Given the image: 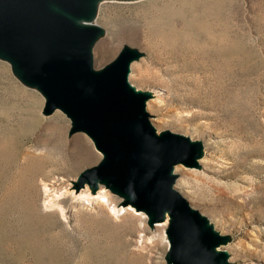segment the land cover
<instances>
[{
    "label": "rangeland",
    "instance_id": "1",
    "mask_svg": "<svg viewBox=\"0 0 264 264\" xmlns=\"http://www.w3.org/2000/svg\"><path fill=\"white\" fill-rule=\"evenodd\" d=\"M95 22L93 69L133 53L127 80L154 133L201 147L172 186L216 253L264 264V0H102ZM35 86L0 55V264H173L170 221L150 227V213L120 209L126 194L82 180L104 153L63 108L45 113Z\"/></svg>",
    "mask_w": 264,
    "mask_h": 264
},
{
    "label": "water",
    "instance_id": "2",
    "mask_svg": "<svg viewBox=\"0 0 264 264\" xmlns=\"http://www.w3.org/2000/svg\"><path fill=\"white\" fill-rule=\"evenodd\" d=\"M51 4L79 12L75 0H0V49L22 69L23 80L46 95L45 113L63 108L73 129L87 132L105 154L81 179H106L109 187L128 196L126 204L157 219L167 211L173 264H210L216 240L173 188L170 171L175 163L192 164L197 144L177 133L157 136L143 96L127 82L134 54L125 50L96 72L88 51L94 29L75 26Z\"/></svg>",
    "mask_w": 264,
    "mask_h": 264
},
{
    "label": "bare ground",
    "instance_id": "3",
    "mask_svg": "<svg viewBox=\"0 0 264 264\" xmlns=\"http://www.w3.org/2000/svg\"><path fill=\"white\" fill-rule=\"evenodd\" d=\"M117 1H129V0H117ZM150 1V0H149ZM154 1V0H153ZM102 2V0H75V4L77 6V8L79 9V12H72V11H68V10H65L63 9L62 7L58 6V5H54V4H51L54 6L53 9H55L56 11H58L59 13H61L63 16H65L70 22H72L75 26L77 27H82V28H91V29H94L95 31V37L94 39L91 41L90 45H89V48H88V51H89V54H90V57H91V62H92V47L93 45L95 44V41L97 38H99V34L101 35L102 34V30L99 26L96 25V16H97V9H98V6H99V3ZM85 8H86V11H85ZM87 13H85V12ZM0 55L2 57L4 56H7V54L2 50L0 49ZM136 61L135 60V57L129 59L128 61V64H127V72L129 71V66L130 64H132V62ZM11 62V61H10ZM12 64L17 67V63L16 61L12 60ZM19 73L21 74L22 72V69H18ZM128 82V80H127ZM129 84V82H128ZM35 87L39 88L40 87L38 85H36ZM129 88L132 89V91L134 92H140L138 91V89L136 87H133L131 86V84H129ZM45 97L46 95L43 94ZM146 110V108H145ZM93 142V145L95 147L96 150L100 151L96 145H95V142L94 140H92ZM192 143V142H191ZM195 144H198V143H195ZM201 148V147H200ZM198 149V152L197 155H200V151L201 149ZM101 152V151H100ZM102 153V152H101ZM103 154V153H102ZM105 154H103L104 156ZM104 158V157H103ZM177 164H172L171 165V173L173 172V168L175 169V166ZM178 168V167H177ZM176 168V169H177ZM93 184L96 185L97 187H100V186H104V187H109L108 183H107V180L106 179H102V180H99V179H93ZM49 190V189H48ZM239 191V190H242V188H239V187H235V191ZM44 191L45 193H47V188L45 187L44 188ZM83 191V190H82ZM108 191V190H107ZM106 189H104L103 187H101L98 192L93 196L94 199L98 200L101 199V201L103 199H105L106 201L108 200V194H110L109 192H107ZM73 192V191H72ZM69 193V192H68ZM74 193V192H73ZM81 193V192H80ZM79 193V194H80ZM49 194V193H48ZM79 197H77L78 199H88L90 196H91V193L88 192V189L84 190V192L80 195H78ZM110 196V195H109ZM75 197V196H74ZM127 197V196H126ZM56 199V198H55ZM93 199V200H94ZM126 199V198H125ZM45 200H46V203H45V206H57L58 205V202L55 201L53 198H51V196L47 195L46 194V197H45ZM80 200V201H81ZM92 202V201H91ZM52 208V207H51ZM55 208V207H54ZM59 208V206H58ZM120 209H124V211H127V210H139V211H142L144 209H137L135 206H133L132 204L128 203V204H125V206H121ZM120 209H116L115 207L113 208L114 212L116 211H119ZM146 211V210H145ZM147 212V211H146ZM167 212V211H166ZM164 213V216L162 219H157L156 216L154 214H150V222H154L152 224H150V227L151 226H160V225H163V224H166V221H170V214L168 215L167 213ZM165 221V222H164ZM206 227V226H205ZM219 241V240H218ZM170 243V241H169ZM170 246H171V243H170ZM169 246V248H170ZM218 246V245H217ZM217 247H213V251L210 250V254H209V262L210 264H226L225 263V260L223 257H221L220 255L216 254V249Z\"/></svg>",
    "mask_w": 264,
    "mask_h": 264
}]
</instances>
